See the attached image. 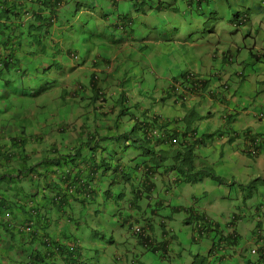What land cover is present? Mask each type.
Here are the masks:
<instances>
[{
	"label": "clouds",
	"instance_id": "9594fccd",
	"mask_svg": "<svg viewBox=\"0 0 264 264\" xmlns=\"http://www.w3.org/2000/svg\"><path fill=\"white\" fill-rule=\"evenodd\" d=\"M0 22L23 43L0 44V176L14 149L22 161L35 157L28 122L39 134L37 119L70 116L65 130L95 139L68 169L93 180L74 200L85 218L44 209L49 237L82 239L85 264H218L196 252L207 242L196 244L190 228L206 214L234 224L254 264L264 251V0H0ZM235 144V166L253 172L215 170ZM168 168L183 179L162 175ZM146 170L156 174L147 192L131 181ZM111 174L120 181L95 183ZM233 183L244 200L259 199L224 203L216 191ZM248 185L254 195L242 193ZM217 238L215 257L226 249L222 264H233L239 254Z\"/></svg>",
	"mask_w": 264,
	"mask_h": 264
},
{
	"label": "trees",
	"instance_id": "16d2710c",
	"mask_svg": "<svg viewBox=\"0 0 264 264\" xmlns=\"http://www.w3.org/2000/svg\"><path fill=\"white\" fill-rule=\"evenodd\" d=\"M29 1L31 4L34 2V0ZM0 44L6 48L23 45L21 36L12 35L9 27L3 26L1 22ZM69 118L70 116L37 119L44 122V128L39 134H36L32 122H28L26 136L35 140V157L31 159L24 157L22 161L20 151L14 149L5 161V171L0 176V264H85V260L79 259L83 250L79 246L83 245L82 239L71 234L62 236L61 240H55L53 236L49 237V229L54 223L42 212L44 209L51 210L57 216L76 224H80V220L85 218L82 212L75 214L74 200L81 197L82 192L93 180L68 175V169L71 161L80 157L89 144H95V139L85 137L83 131L73 137V128L65 130ZM54 128L61 129L53 134L54 143H45V137ZM110 138L102 137L103 141ZM31 142V139H24V145L30 147ZM11 146L23 145L11 144ZM147 147H151V143ZM163 151L167 152V150ZM150 170L153 171V167ZM10 172H16V178H13ZM162 175L175 180L184 177V173L181 172L176 175L174 168L164 170ZM108 178L112 183L120 181L119 175L111 174L109 177L101 176L95 183L102 184ZM155 179L156 174L148 170L131 177V181L135 184L145 185L142 191L146 192L154 187ZM73 191L75 194L72 193ZM165 212H180V210L175 206ZM190 219H194L190 228L197 233L195 243L200 245L207 242L205 245L207 249L198 248L197 253L208 254L214 257L218 264H222L223 258L220 256L228 255L229 251L222 249L221 254L215 257L220 248L218 236L222 244L232 246L231 251L239 254L238 260L233 264H253L247 256L250 254V249L242 245L241 238L231 221L222 224L221 220H211L206 214ZM159 224L161 229L171 228V225L161 222ZM144 246L148 256H153L154 248L145 243ZM58 256L60 259H57ZM253 259L254 264H264V251Z\"/></svg>",
	"mask_w": 264,
	"mask_h": 264
},
{
	"label": "rangeland",
	"instance_id": "374dc122",
	"mask_svg": "<svg viewBox=\"0 0 264 264\" xmlns=\"http://www.w3.org/2000/svg\"><path fill=\"white\" fill-rule=\"evenodd\" d=\"M252 12H255V9H252ZM249 43L252 44L253 41H249ZM258 43L260 44V47L258 48V50L261 51V49H264V37L259 38ZM180 54L183 55V57H185V58H189L191 56V54L187 51H182ZM236 147H238V144L233 145V148L227 151L228 163L219 165L218 167L215 168V170H217L219 168L230 167L234 172H241V173L247 174V173H251L254 171L253 167L238 168L235 166V158H233L234 157L233 151H236V149H237ZM215 157H216V154H213L212 158H215ZM252 159H254V158H252ZM197 175H202V173H199ZM241 191L244 195H249V194L254 195L255 194V191L250 188V185L243 187ZM216 194L219 196H224L225 199L223 200V202L228 203L230 206L242 205L243 202H246V204L249 205L252 201L259 199L258 197L256 198L254 196H250L249 198L244 200L240 196L238 185H236L234 183L233 184H226V185L222 186L220 190L216 191ZM209 199L210 198L208 197V200ZM176 237L182 243H185L189 239L188 237H185V232H177ZM189 256H190L189 254H184V255H182V259H187Z\"/></svg>",
	"mask_w": 264,
	"mask_h": 264
}]
</instances>
